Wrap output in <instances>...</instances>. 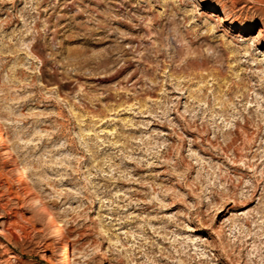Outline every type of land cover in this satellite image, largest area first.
<instances>
[{"label": "rangeland", "instance_id": "1", "mask_svg": "<svg viewBox=\"0 0 264 264\" xmlns=\"http://www.w3.org/2000/svg\"><path fill=\"white\" fill-rule=\"evenodd\" d=\"M0 128V264H264V0H0Z\"/></svg>", "mask_w": 264, "mask_h": 264}, {"label": "bare ground", "instance_id": "2", "mask_svg": "<svg viewBox=\"0 0 264 264\" xmlns=\"http://www.w3.org/2000/svg\"><path fill=\"white\" fill-rule=\"evenodd\" d=\"M213 10H216L215 6L213 7ZM221 20H224V19L222 18ZM7 140L8 139L6 138L5 133L0 128V152L3 155V159L5 160V162L11 163V167H12V170H13L15 176H16V179L22 183L24 182L26 184L25 187L28 189V191H30V190L32 191V189L29 187V182L27 181V183H26L25 171L22 167L23 164H21L19 159L16 160L14 158L12 151L8 147ZM32 203L36 206V208L38 207L40 209V211L47 216L48 220H50L52 222V225H53L52 237L55 240V242L58 244L62 243L64 230H63L61 224L59 222H57V220L55 219L54 214L48 210L49 208L46 207V205L44 204V201H42L39 198V196H35L33 198ZM64 260H65L64 264H73V261H74V259H72V257L70 255H67Z\"/></svg>", "mask_w": 264, "mask_h": 264}]
</instances>
